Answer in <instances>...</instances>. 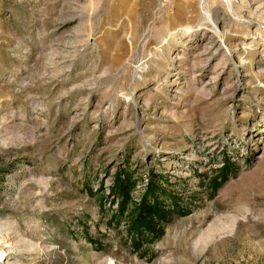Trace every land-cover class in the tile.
Instances as JSON below:
<instances>
[{
	"label": "rangeland",
	"instance_id": "obj_1",
	"mask_svg": "<svg viewBox=\"0 0 264 264\" xmlns=\"http://www.w3.org/2000/svg\"><path fill=\"white\" fill-rule=\"evenodd\" d=\"M119 169L190 210L135 247ZM0 264H264V0H0Z\"/></svg>",
	"mask_w": 264,
	"mask_h": 264
},
{
	"label": "trees",
	"instance_id": "obj_2",
	"mask_svg": "<svg viewBox=\"0 0 264 264\" xmlns=\"http://www.w3.org/2000/svg\"><path fill=\"white\" fill-rule=\"evenodd\" d=\"M227 168L229 167L217 170L218 174L206 179V186L211 191L210 198H213L229 180ZM162 179V175H151L141 200L133 201L131 193L136 188L137 181L142 182L144 178H133L127 169H119L115 174L111 190L113 194L118 195L121 202L113 214V221L122 220L128 224L127 230L137 248L144 242L151 243L161 239L166 226L190 210L182 204L180 196L172 189L171 181L166 179L165 186Z\"/></svg>",
	"mask_w": 264,
	"mask_h": 264
}]
</instances>
